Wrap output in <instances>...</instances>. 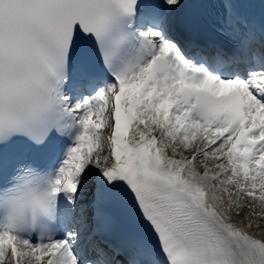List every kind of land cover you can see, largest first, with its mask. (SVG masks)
Wrapping results in <instances>:
<instances>
[{
  "label": "snow or ice",
  "instance_id": "snow-or-ice-1",
  "mask_svg": "<svg viewBox=\"0 0 264 264\" xmlns=\"http://www.w3.org/2000/svg\"><path fill=\"white\" fill-rule=\"evenodd\" d=\"M0 264H264V0H0Z\"/></svg>",
  "mask_w": 264,
  "mask_h": 264
}]
</instances>
